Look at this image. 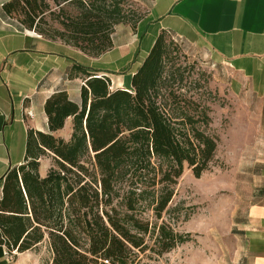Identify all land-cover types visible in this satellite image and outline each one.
<instances>
[{
	"label": "trees",
	"instance_id": "1",
	"mask_svg": "<svg viewBox=\"0 0 264 264\" xmlns=\"http://www.w3.org/2000/svg\"><path fill=\"white\" fill-rule=\"evenodd\" d=\"M127 1L11 0L3 9L22 28L99 58L112 50L118 25L137 27ZM168 36L158 35L131 89L112 90L98 71L70 68V79H84L80 103L65 90L53 94L45 104L50 131H30L25 162L0 179V246L8 254L47 240L52 264H153L193 241L164 217L185 171L200 178L211 170L219 140L209 105L183 91L186 68ZM70 117L71 138L55 136ZM46 155L54 165L42 176Z\"/></svg>",
	"mask_w": 264,
	"mask_h": 264
},
{
	"label": "crops",
	"instance_id": "2",
	"mask_svg": "<svg viewBox=\"0 0 264 264\" xmlns=\"http://www.w3.org/2000/svg\"><path fill=\"white\" fill-rule=\"evenodd\" d=\"M9 1L0 0V179L25 162L30 131H50L45 104L53 94L65 90L73 102L80 103L84 79L82 75L70 79V68L80 65L95 71L94 65L105 55L92 58L60 40L22 28L4 12ZM132 2L140 17L137 27L118 25L114 46L106 54L114 53L110 59L122 62L119 69L138 61L117 79L107 74L115 72V64L99 70L111 79V89L132 88L133 75L165 31L182 43L200 44L208 50L222 89L246 107H255L257 130L252 139L264 140V0ZM72 133L70 117L65 127L53 134L69 140ZM251 172L250 202L224 228H218V234L211 233L210 255L205 253V259L199 260L190 257L188 264H264V158L257 160ZM25 253H15L16 262H10L6 247L0 246V264H23Z\"/></svg>",
	"mask_w": 264,
	"mask_h": 264
},
{
	"label": "rangeland",
	"instance_id": "3",
	"mask_svg": "<svg viewBox=\"0 0 264 264\" xmlns=\"http://www.w3.org/2000/svg\"><path fill=\"white\" fill-rule=\"evenodd\" d=\"M127 7L136 9L132 0ZM55 27H59L55 24ZM120 27V26H119ZM174 42V48L180 61L186 68L183 91L194 95L209 105L212 118L211 132L219 142L215 162L210 171L196 178L191 170H186L179 179L170 209L171 215L165 221L174 224L178 231L191 233L193 241L178 246L171 254L160 257L153 264H188L190 257L197 260L210 255L212 245L208 242L211 233L218 234V228H224L233 216L250 202L254 179L251 168L257 160L264 158V140L252 139L256 132L254 118L256 109L246 107L228 90L222 89L217 75L218 68L210 59L208 50L200 44L182 43L168 36ZM112 54H105L94 65L95 71L114 67L115 72L107 74L112 79L128 73L137 59L126 68L122 62H113ZM111 61H110V60ZM116 61V60H114ZM203 85V88H200ZM40 174L54 165L49 156L40 159ZM247 167V168H246ZM176 210V211H175ZM178 221H174L176 219ZM16 252L9 254L10 262H16ZM23 264H52L53 254L47 240L35 249L25 253Z\"/></svg>",
	"mask_w": 264,
	"mask_h": 264
},
{
	"label": "built area",
	"instance_id": "4",
	"mask_svg": "<svg viewBox=\"0 0 264 264\" xmlns=\"http://www.w3.org/2000/svg\"><path fill=\"white\" fill-rule=\"evenodd\" d=\"M27 114H28V116L32 117V113L31 112H28Z\"/></svg>",
	"mask_w": 264,
	"mask_h": 264
}]
</instances>
